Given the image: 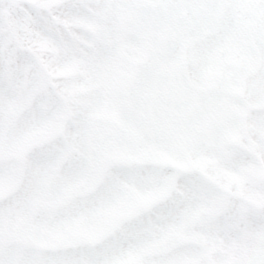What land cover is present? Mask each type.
Listing matches in <instances>:
<instances>
[{"label": "rangeland", "instance_id": "1", "mask_svg": "<svg viewBox=\"0 0 264 264\" xmlns=\"http://www.w3.org/2000/svg\"><path fill=\"white\" fill-rule=\"evenodd\" d=\"M64 1L87 16L68 14L78 43L52 44L55 74L6 9L0 264H264V0H140L149 18L139 0ZM161 33L165 60L138 44ZM143 58L155 71L128 99ZM188 68L216 91L190 94Z\"/></svg>", "mask_w": 264, "mask_h": 264}, {"label": "bare ground", "instance_id": "2", "mask_svg": "<svg viewBox=\"0 0 264 264\" xmlns=\"http://www.w3.org/2000/svg\"><path fill=\"white\" fill-rule=\"evenodd\" d=\"M42 5H34L33 1H16V0H0V43L1 41L7 39V36L3 33L5 31V16L6 9L10 6L11 15L10 17L16 21L19 25V29L26 33L27 39L25 47L35 53V56L42 62L43 66L46 68V71L49 74H55L62 71L63 66H56L55 62H60L59 59L53 58L51 54L52 44H55L58 48L64 49V46L67 45L75 47L78 43L76 38L70 31V28L67 25L68 14H71L74 17H79L81 19L86 18V13L84 11V3L78 2L77 4L69 1L59 0H41ZM86 1V0H84ZM95 22V21H94ZM83 23V22H82ZM47 29V33L43 35V31ZM24 35V33H23ZM49 38L48 40H46ZM39 44L41 47H39ZM63 45V46H62ZM2 48V46H0ZM1 50V49H0ZM5 52L0 51V64L3 59V54ZM6 54V53H5ZM27 55V53L25 52ZM59 67L58 70H55ZM42 77L41 71L39 72ZM5 73L1 72L0 82L3 80ZM78 76V71L76 69V76L71 75L69 82L73 77ZM66 80V79H62ZM65 82V81H62ZM28 88H32L35 85V81L26 80L24 81ZM43 95L46 99L53 95V91L48 89H43ZM80 98V95H78ZM54 100V99H53ZM80 102V100H79ZM42 110H46L48 105L42 104ZM32 113V111L30 112ZM27 113L21 115L20 121L28 118ZM26 123V122H24ZM263 180V179H262ZM261 179L258 180V186H264V182Z\"/></svg>", "mask_w": 264, "mask_h": 264}, {"label": "water", "instance_id": "3", "mask_svg": "<svg viewBox=\"0 0 264 264\" xmlns=\"http://www.w3.org/2000/svg\"><path fill=\"white\" fill-rule=\"evenodd\" d=\"M158 44L160 46V51L158 52V55L160 57H164L169 55L173 49L175 48L174 41L171 40H158Z\"/></svg>", "mask_w": 264, "mask_h": 264}, {"label": "flooded vegetation", "instance_id": "4", "mask_svg": "<svg viewBox=\"0 0 264 264\" xmlns=\"http://www.w3.org/2000/svg\"><path fill=\"white\" fill-rule=\"evenodd\" d=\"M168 93L170 94L171 92H170V91H167V90H165L164 97H167V96H168Z\"/></svg>", "mask_w": 264, "mask_h": 264}]
</instances>
